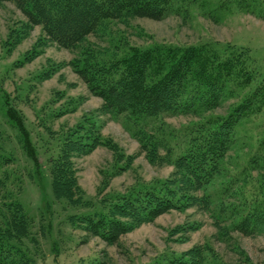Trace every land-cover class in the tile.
Returning <instances> with one entry per match:
<instances>
[{"label":"rangeland","instance_id":"obj_1","mask_svg":"<svg viewBox=\"0 0 264 264\" xmlns=\"http://www.w3.org/2000/svg\"><path fill=\"white\" fill-rule=\"evenodd\" d=\"M221 1L225 0H203L185 14H172L159 22L136 18L110 22L97 37H88L73 50L52 42L42 27L31 26L13 3L0 5V153L12 160L4 168L8 176L1 173L0 201L17 200L30 219L24 248L35 264H160L207 246L214 264H264V231L244 236L224 230L231 221L220 215L217 203L207 208L200 205L203 191L192 194L182 210H172L126 234L118 246L88 237L75 221L112 205L117 196L167 186L178 179L176 168L163 159L156 161L154 149L139 133L179 152L185 149L186 130L201 118L158 120L146 132L123 116L105 113L102 100L90 92L73 64L84 52L124 53L157 44H209L218 50L235 47L240 51L246 47L250 50L244 51L256 62L254 79L238 96L204 117L226 116L264 80V19L260 17L264 0H230L223 11L218 7ZM10 111L21 115L22 124L13 120ZM91 121L101 127L103 145L88 156L73 159L83 196L71 205L54 195L50 161L73 131L87 134L81 125ZM236 136L224 174L228 176L209 186V194L217 196L218 202L224 184L242 170L245 173L254 158L261 159L260 168L249 175L247 188L255 184L253 190L258 192L264 185V152L260 150L264 107L256 116L248 114L240 121ZM142 145L152 150L150 156ZM238 185L234 187L237 194ZM226 202L228 209L226 205L236 201L228 198Z\"/></svg>","mask_w":264,"mask_h":264},{"label":"trees","instance_id":"obj_2","mask_svg":"<svg viewBox=\"0 0 264 264\" xmlns=\"http://www.w3.org/2000/svg\"><path fill=\"white\" fill-rule=\"evenodd\" d=\"M202 1L0 0V5L13 3L31 26L42 27L52 42L63 49L73 50L88 37H97L107 23L135 18L159 22L172 14H185L191 6ZM229 1H221L219 10H227ZM260 17L264 19V14ZM241 48L242 51L235 47L218 50L209 44H157L146 49L131 48L124 53L91 55L84 52L80 55L73 64L74 72L90 92L102 100V110L109 116H123L134 126H142L141 129L146 132L158 120L164 122L165 119L180 116L201 118L186 130L185 149L179 152H174L164 141L152 142L147 134L139 133L140 138L146 139L147 146L154 149L156 161L163 159L173 165L179 178L167 186L148 187L137 193L117 196L112 205H106L92 215L77 217L75 221H79L78 226L88 237L118 246L126 234L172 210H182L187 206V200L193 199L192 194L202 191L200 205L207 208L217 203L220 215L231 221L224 230L244 236L264 231V185H260L258 192L253 190L255 184L251 189L247 188L249 175L258 169L261 159L254 158L245 167V173L242 170L224 184L220 203L217 196L208 192L214 181L228 176L224 175L228 169V155L236 145V130L240 121L248 114L256 116L264 107L263 80L228 115L204 117L216 112L228 99L238 96L254 79L256 62L244 51L250 49ZM10 114L14 121L22 124L21 115L16 111H10ZM81 127L82 132L86 128L88 133L84 135L73 131L63 140L58 155L50 161L54 195L71 205L77 204L83 196L73 159L88 156L103 145L101 127L94 121ZM261 145L260 150L264 152V140ZM142 148L148 156L151 155L152 150H147L146 145ZM159 151L165 154L162 156ZM30 154L33 155V152ZM11 163L10 158L0 153V181L1 173L8 176L4 168ZM238 184H241L239 195L237 189L234 190ZM228 198L236 202L226 205L227 209ZM227 212L229 216H226ZM29 235L30 219L21 203L15 199L0 201V264H35L24 248V240ZM212 257L207 246L166 258L160 264H214Z\"/></svg>","mask_w":264,"mask_h":264}]
</instances>
